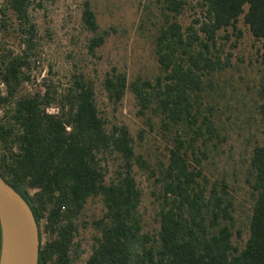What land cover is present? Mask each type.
Masks as SVG:
<instances>
[{
    "label": "trees",
    "instance_id": "1",
    "mask_svg": "<svg viewBox=\"0 0 264 264\" xmlns=\"http://www.w3.org/2000/svg\"><path fill=\"white\" fill-rule=\"evenodd\" d=\"M37 1L0 0V177L33 213L38 264L77 263L81 252L75 239L90 199L100 200L103 213L91 224L98 238L83 264H264V106L261 138L252 134L244 173L251 210L242 248L233 241L242 232L236 228L231 186L225 176L209 178L203 166L228 139L219 94H209L215 76L230 67L220 32L236 30L242 17L253 38L264 40V0H158L155 12L145 6L139 27L150 22L154 30L158 74L128 83L124 72L112 68L103 79L109 103L119 105L130 91L138 115L147 122L157 119L171 137L166 163L159 164L157 175L151 171L158 188L154 234L144 231L142 193L133 175L134 167L150 168L127 127L100 114L92 83L77 75L62 94L51 84L43 94L22 92L40 48L33 16L41 6ZM187 10L195 18L184 28L179 18ZM81 23L92 34L87 48L94 54L110 32L100 31L88 1ZM10 39L17 41V53L9 48ZM53 104L56 114L47 112ZM109 160L116 169L107 181Z\"/></svg>",
    "mask_w": 264,
    "mask_h": 264
},
{
    "label": "rangeland",
    "instance_id": "2",
    "mask_svg": "<svg viewBox=\"0 0 264 264\" xmlns=\"http://www.w3.org/2000/svg\"><path fill=\"white\" fill-rule=\"evenodd\" d=\"M85 1L90 3L96 13L100 31L108 30L110 35L105 44L90 54L87 48L92 37L82 28L81 12ZM158 0H38L40 7L33 16L40 35L38 55L32 60L27 71L29 81L22 92L33 95L43 94L46 85H53L62 94L72 83V77L81 75L93 85L95 101L100 114L111 124L127 127L135 145V151L147 162L149 170L133 169L134 178L142 193L140 214L144 231L151 234L158 229L156 200L158 188L155 187L160 163L167 161L170 139L161 130L159 121L138 115V106L133 95L127 91L119 105L108 102L102 82L112 68L124 72L128 83L138 76L152 79L158 74V65L153 53L150 22L140 28L145 14V6L157 11ZM195 5V1L191 3ZM197 12V9H195ZM246 10V8H245ZM195 18L194 11L187 10L179 18L185 28ZM219 44L224 52L230 53V67L217 74L211 84L210 98L218 96L220 119L224 122L225 135L214 158L203 161L204 173L211 178L226 177L231 186V196L235 204L236 228L242 232L241 238L234 237V243L242 248L248 238V217L251 210L250 190L246 185L244 173L248 165L250 146L254 139L261 138L260 106H264V40L253 38L243 24L242 17L236 30L229 28L220 32ZM10 47L18 52L15 39H10ZM235 44L236 47H233ZM0 92L4 93L3 85ZM57 104L47 109L50 114L57 113ZM1 115V112H0ZM236 121V123H235ZM237 124V127L234 125ZM252 134L254 139L251 138ZM107 177L110 180L116 163L108 161ZM35 191H31L33 194ZM103 213L100 200H88L79 220V231L75 242L80 246V258L76 264H83L91 254L98 238L92 222ZM46 237H43V242Z\"/></svg>",
    "mask_w": 264,
    "mask_h": 264
},
{
    "label": "water",
    "instance_id": "3",
    "mask_svg": "<svg viewBox=\"0 0 264 264\" xmlns=\"http://www.w3.org/2000/svg\"><path fill=\"white\" fill-rule=\"evenodd\" d=\"M39 243L29 205L0 177V264H38Z\"/></svg>",
    "mask_w": 264,
    "mask_h": 264
}]
</instances>
